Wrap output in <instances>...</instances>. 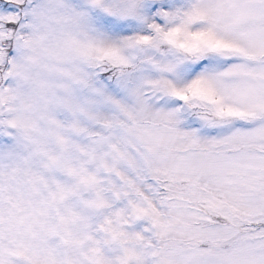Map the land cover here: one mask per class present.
<instances>
[{"label":"snow or ice","instance_id":"obj_1","mask_svg":"<svg viewBox=\"0 0 264 264\" xmlns=\"http://www.w3.org/2000/svg\"><path fill=\"white\" fill-rule=\"evenodd\" d=\"M0 264H264V0H0Z\"/></svg>","mask_w":264,"mask_h":264}]
</instances>
